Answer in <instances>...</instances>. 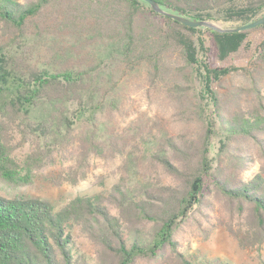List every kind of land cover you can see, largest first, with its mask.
I'll return each instance as SVG.
<instances>
[{
  "label": "trees",
  "instance_id": "trees-1",
  "mask_svg": "<svg viewBox=\"0 0 264 264\" xmlns=\"http://www.w3.org/2000/svg\"><path fill=\"white\" fill-rule=\"evenodd\" d=\"M155 1L193 20L237 26L264 15V0ZM46 17L79 43L57 53L58 65L39 66L24 57L27 43L0 41L1 178L32 181L41 156L19 159L12 132L56 144L86 116L99 89L96 74L106 68L109 81L117 74L145 75L151 89L173 100L176 121L197 117L202 126L153 134L142 128L128 153L132 163L106 191L81 192L62 205L36 196L0 195V264H136L167 250L168 264H230L198 260L181 251L175 237L212 184L263 243L264 24L238 32L191 27L155 11L146 0H0V19L22 34ZM252 32L262 34L253 48ZM244 50L252 51L249 60L237 64L234 59ZM73 105L77 108L68 114ZM240 139H253L260 154H236L233 145ZM142 152L161 169L159 176L139 170L136 154ZM224 156L230 167L258 168L247 177L218 173L215 160ZM81 236L99 247L97 258L82 248ZM248 238L241 243L248 245Z\"/></svg>",
  "mask_w": 264,
  "mask_h": 264
},
{
  "label": "rangeland",
  "instance_id": "rangeland-1",
  "mask_svg": "<svg viewBox=\"0 0 264 264\" xmlns=\"http://www.w3.org/2000/svg\"><path fill=\"white\" fill-rule=\"evenodd\" d=\"M20 1L27 3L34 0ZM214 22L223 27L237 26V23L223 20ZM56 27V20L46 17L45 21L31 22L22 34L0 19V41L8 43L16 38L21 44L27 43L24 57L39 66H56L59 62L57 53L79 43L77 37L69 32L60 33ZM261 36L260 32L250 34L253 42L251 48ZM251 53L249 50L241 51L234 61L245 65ZM83 57L80 55L82 62L85 60ZM107 71L96 74L99 89L95 100L88 105L86 116L76 122L71 131L65 132L56 144H44L46 140L43 137L18 129L12 132L14 153L19 159L35 153L41 156V160L34 162L30 183L9 182L0 177V195L36 196L62 205L81 192L106 191L125 173L128 162L132 163L128 153L134 149L133 143L139 141L142 128L145 131L151 129L149 133L152 134L171 128L191 131L201 128L202 121L197 117H182L176 121L173 117V100L166 93L151 89L145 75L117 74L113 81H109ZM239 82L245 84L244 79L239 78ZM190 96L193 97L192 94ZM76 108L77 105H73L68 114ZM220 137L213 141L214 157ZM233 147L236 154H251L255 158L260 154L253 139H240ZM111 148L113 153L110 152ZM136 155L139 156L138 168L142 173L152 177L161 174V169L151 163L145 152ZM224 157L215 160L216 172L231 174L233 178L240 175L247 177L258 168V164L251 169L230 167L227 165L228 157ZM237 211V206L212 184L202 204L178 227L175 237L180 250L194 255L198 260L219 258L230 264H264V242L255 240L251 226L245 217H239ZM242 237H249L248 245L241 243ZM79 241L89 255L94 258L99 256V247L88 237L81 236ZM169 252L167 250L165 256L158 258L140 259L136 264H168L166 259Z\"/></svg>",
  "mask_w": 264,
  "mask_h": 264
},
{
  "label": "water",
  "instance_id": "water-1",
  "mask_svg": "<svg viewBox=\"0 0 264 264\" xmlns=\"http://www.w3.org/2000/svg\"><path fill=\"white\" fill-rule=\"evenodd\" d=\"M146 1H148L151 4L152 8L155 11H157V12H159L165 16H168L170 18H173L175 20H178V21L182 22L183 24L191 26V27L211 28V29H214V30L219 31V32H238V31H242L245 29L253 28V27H256L258 25L264 24V15H263V16L255 19V20L249 22V23H246V24H242V25L235 26V27H223V26L219 25L218 23L211 21V20H207V19L193 20V19L187 18L183 15L171 12L169 10L164 9L155 0H146Z\"/></svg>",
  "mask_w": 264,
  "mask_h": 264
}]
</instances>
